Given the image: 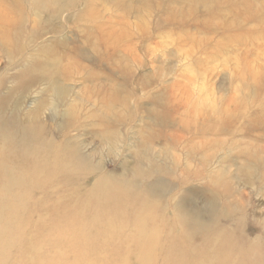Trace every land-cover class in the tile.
<instances>
[{
    "label": "rangeland",
    "instance_id": "374dc122",
    "mask_svg": "<svg viewBox=\"0 0 264 264\" xmlns=\"http://www.w3.org/2000/svg\"><path fill=\"white\" fill-rule=\"evenodd\" d=\"M11 1L0 0V103L5 114L4 128L16 130L15 126L30 122L38 129L37 140L43 146L44 152L39 155L58 158L49 154H52V148L61 152L68 145L75 146L79 150L76 154L82 153L86 159L90 158L83 163L84 166L90 169L95 165L98 173L112 179H134L132 164L140 165L145 172H156L158 176L159 170L150 164L153 161L165 171L160 178L164 184L167 183L168 190L185 191L184 207L186 202L187 205L207 206L209 199H204V192H197L202 187L201 180L194 178L195 181L180 186L176 179L203 169L204 160L199 149L204 143L211 142L213 136L197 138L196 127L217 132L222 122L229 129L234 102L239 107L235 117L238 126L247 124L246 115L264 112V36L261 34L264 29L257 23H241L242 31L247 35L238 42L233 41V34L229 33H200L194 23L181 29L180 24L191 17L186 11L200 0L173 1L170 8L177 22L170 25H167V14L162 15L157 4L148 8L142 0H117L122 2L117 4L97 1L98 5L93 8L94 18L88 22L78 18L82 10L88 14L82 5L60 17L52 15L51 21V11L30 7L20 10ZM253 1L258 6L264 5V0ZM208 5L213 6L214 3L208 2ZM121 6L126 8L120 14L124 25H117L115 34L106 33L104 29L103 33L99 29L100 22L115 14ZM224 12H228L227 9ZM193 17L189 21L194 20ZM222 17L229 18L227 15ZM188 31L197 35L195 39L200 44L192 40L194 37L185 35ZM179 37L184 39L183 42ZM218 40L221 44L216 43ZM131 41L136 43L137 50L123 59L128 46H135ZM185 52H189L188 55ZM67 53L75 55L76 67H67V62L62 60ZM55 58L60 59V68L66 70L64 77L61 70L52 74ZM139 62L144 63V67H140ZM137 72L143 81L148 82L146 86L136 78ZM175 83L184 86V90L179 92V88H173ZM167 88L170 97L167 95L166 100L173 107H180V111L173 115L165 114L153 99L154 95ZM258 125L259 128L243 137V141L264 145V123L260 121ZM112 129L115 130L114 136L108 138ZM165 132L169 134L166 138L161 136ZM235 137L242 138L241 135ZM173 142L177 145L174 146ZM5 154L9 155V151L6 150ZM229 154L236 161L235 154L226 149L214 158L221 160L228 158ZM174 159L178 160L177 163ZM237 167L233 166L232 171L235 172ZM83 170L73 171L71 177L75 182L67 185L63 181H69L71 177L59 175L57 180L62 184L56 187L53 196L52 189L51 192L34 190L29 199L37 208L31 220L41 218L47 223L52 222L54 227L57 220L53 213L55 203L60 204L59 213L72 212L78 205L56 197L65 194L67 189L84 184L80 177ZM246 170L253 177H261L263 173L255 166ZM138 179L142 181V178ZM234 184L240 187L237 191L248 192L251 196L248 204L245 196L241 198L244 218L239 230L240 235L251 237L256 230L246 216L257 211L254 206H259L258 199L261 198L245 182L237 180ZM179 200L182 199H166L169 203L167 208L176 210ZM164 212L170 231L165 229L167 241L159 249L171 252L176 241L180 240L181 231L175 221L176 214ZM71 233L63 231L52 236L57 239L78 238L74 232ZM189 233L185 230L183 236ZM87 241L96 244L102 242V238L90 232ZM86 247L103 248L101 244L67 246L80 249L67 250L65 259L69 264L79 259H85L86 264L109 262H105L103 255L89 253L84 249ZM108 247L114 249L117 243ZM17 249L18 246L9 249L6 264L16 259ZM156 264L163 262L158 260Z\"/></svg>",
    "mask_w": 264,
    "mask_h": 264
},
{
    "label": "bare ground",
    "instance_id": "6f19581e",
    "mask_svg": "<svg viewBox=\"0 0 264 264\" xmlns=\"http://www.w3.org/2000/svg\"><path fill=\"white\" fill-rule=\"evenodd\" d=\"M97 1L103 4L122 3L117 0H12L11 3L20 10H24L25 7L49 10L51 21L52 15L60 17L82 5L87 8L88 14L82 10L78 18L88 22L94 18L92 17L95 12L93 8L98 5ZM142 1L148 8H152V5L155 7L157 4L159 12L162 15L167 14V25L177 22L175 13L170 8L171 3L176 0ZM208 2H213L214 5H208ZM2 4L5 3L2 2ZM125 9L121 6L119 10H115V14H111L108 19L100 22L99 29L102 32L104 29L106 33L115 34L117 25H124L120 14ZM225 9L228 12H224ZM186 12L191 17L180 24L181 29L186 26L191 27V23H194L198 25V27L195 26L200 29V33L233 34L232 39L235 42L243 40L247 35V32L242 31L241 23H257L264 29V5L258 6L253 0H200L196 2V6ZM87 15L90 17L88 18ZM193 15L194 20L189 21ZM226 15L228 19L222 17ZM181 29L180 32H182ZM261 34L264 36L263 32ZM185 35L194 37L192 40L200 44V41L195 39L196 34L188 31ZM181 40L183 42L184 39ZM218 42L220 43L219 40L216 43ZM130 43L135 45L134 48L130 45L129 48L126 47L125 56L122 58L130 56L137 50L136 43L134 41ZM178 46L181 47L182 44ZM62 60L67 62V67H76L75 55L72 53H67ZM136 60L134 58L135 62ZM139 64L140 67H144V63L139 62ZM59 70L63 72L64 77L66 70L60 68V59L55 58L52 62V74L55 75ZM136 78L141 85L148 84L142 80L138 72ZM173 88H179L180 92L185 87L175 83ZM167 95L170 97L168 88L154 95L153 99L165 114L169 112L173 115L180 111V107L179 105L178 108L177 105L173 107V104L166 100ZM232 104L234 113L231 111L229 129L222 122L219 123L217 132L213 129L204 130L196 127L197 138L213 136L211 142L204 143L199 149L204 160L203 169L196 170L194 175L177 178L176 181L182 186L191 180L195 181L194 178L201 180L202 187L197 192H204L206 197L204 199L209 200L207 206L187 205L186 202L184 207L185 191L168 190L167 183L164 184L160 178L165 171L153 161L150 164L155 165L160 175L157 176L156 172L152 174L145 172L140 165L132 164L130 166L133 169L134 179L122 181L116 178L120 180L116 181L108 175L98 173L95 165L90 169L84 166L83 163L90 158L86 159L82 153L76 154L79 150L75 146L68 145V148L62 149L61 152L52 148V154L48 152L59 159L39 155L43 151V146L37 140L38 129L32 127L27 121H24L23 125L15 126L16 130L5 129L3 119L5 114L0 103V264H6L9 249L14 246H18L17 256L9 264H69V261L65 259L66 251L80 248H67V246L82 247V245L98 244H101L103 248L86 247L84 249L91 254L103 255L105 262L109 260L107 264H156L158 260L163 264H264V145L249 140L243 141V137L259 128L258 122L264 123V112L246 115L247 124L238 126L235 117L239 107L235 102ZM205 124L203 126L209 123ZM114 132L115 130H110L108 138H112ZM168 135L165 132L161 136L166 138ZM236 135H241L242 138L237 139ZM226 136L233 137L224 138ZM176 145L175 143L174 146ZM223 149L234 153L236 161L232 160L230 154L228 158L216 160L214 156ZM6 150L9 151V155L5 154ZM209 151H213L212 155ZM44 159L47 160L43 163ZM177 161L176 159L175 163ZM235 165L238 167L233 172L232 167ZM253 166L263 170L261 177L247 174L246 169ZM78 169H85L84 173L77 171L83 173L80 177L84 184L67 189L65 194L56 197L71 200L78 206L70 213H59L60 204L55 203L53 213L57 220L54 227L52 222L47 223L41 218L32 221L34 209L37 208L35 203H30L29 198L32 192L36 189H46L51 192L52 189L53 196L56 194V187L62 184L57 177L59 175L71 177V173ZM138 177L142 178V181H139ZM237 180L240 183L245 182L247 187L259 193L261 198L258 199L259 206H254L257 211L246 216V219H251L250 225L256 230L251 237L239 234V230L242 229L241 220L244 218L242 213L244 204L241 198L245 196L246 204H248L251 203V196L248 192L241 193L236 190L240 189L239 185L234 184ZM63 182L67 185L75 181L71 177L69 181ZM166 199L182 200H179L174 210L167 208L169 203H166ZM165 210L172 215L176 214L175 221L181 231L180 240L176 241L171 252L159 249V246H164L167 241L165 229L170 231L166 224ZM185 230L190 231L187 236H183ZM45 231L47 233L43 234ZM63 231L74 232L78 238L57 239L52 236L54 233L60 234ZM90 232L102 238V242L91 244L87 241ZM115 243H117L116 248L108 247ZM80 252L83 253V250ZM155 253L156 258H154ZM74 264H86V261L79 259Z\"/></svg>",
    "mask_w": 264,
    "mask_h": 264
}]
</instances>
